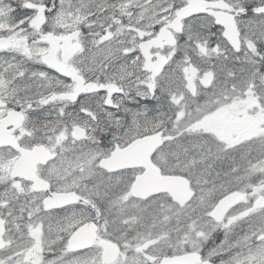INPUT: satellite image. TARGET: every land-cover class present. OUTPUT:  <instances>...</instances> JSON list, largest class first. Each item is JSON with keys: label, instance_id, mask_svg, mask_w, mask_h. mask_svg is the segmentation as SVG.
Wrapping results in <instances>:
<instances>
[{"label": "snow or ice", "instance_id": "1", "mask_svg": "<svg viewBox=\"0 0 264 264\" xmlns=\"http://www.w3.org/2000/svg\"><path fill=\"white\" fill-rule=\"evenodd\" d=\"M0 264H264V0H0Z\"/></svg>", "mask_w": 264, "mask_h": 264}]
</instances>
